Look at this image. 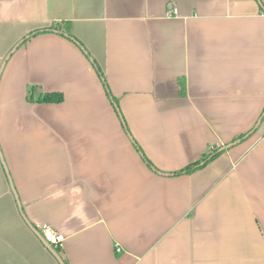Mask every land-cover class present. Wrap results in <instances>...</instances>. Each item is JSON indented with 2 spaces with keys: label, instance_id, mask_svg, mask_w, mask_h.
Wrapping results in <instances>:
<instances>
[{
  "label": "crops",
  "instance_id": "obj_1",
  "mask_svg": "<svg viewBox=\"0 0 264 264\" xmlns=\"http://www.w3.org/2000/svg\"><path fill=\"white\" fill-rule=\"evenodd\" d=\"M263 113L264 0H0V264H264Z\"/></svg>",
  "mask_w": 264,
  "mask_h": 264
},
{
  "label": "trees",
  "instance_id": "obj_2",
  "mask_svg": "<svg viewBox=\"0 0 264 264\" xmlns=\"http://www.w3.org/2000/svg\"><path fill=\"white\" fill-rule=\"evenodd\" d=\"M59 27H56L52 30H40V31H35V32H32L30 35L26 36L20 43L22 45H24L25 43L28 42V40H30L32 37L34 36H37L39 34H42V33H47V32H50V31H54V32H59ZM71 39L75 40L74 38H72L71 36H69ZM19 43V44H20ZM181 86H182V92L185 93L186 91V84L184 81H182L181 83ZM28 101L31 102V103H48V104H57V103H62L64 101V96L63 94L61 93H42V92H38V88L37 87H30L29 89V92H28ZM112 103L114 104L115 108H116V111L118 113L119 112V109H118V102L114 99H112ZM125 128V126H124ZM126 129V128H125ZM243 139V138H241ZM222 153H219L217 154V152L214 153L215 156H212L210 158H207L206 161H204L205 163H208L207 160L209 159H214L215 157H217L218 155H220ZM204 163H196L194 166H190L188 168H186L185 170H182L181 172H178L176 173V175H182V174H189L191 173L192 171L196 170V169H199V168H202L203 166H200ZM206 165V164H205Z\"/></svg>",
  "mask_w": 264,
  "mask_h": 264
},
{
  "label": "built area",
  "instance_id": "obj_3",
  "mask_svg": "<svg viewBox=\"0 0 264 264\" xmlns=\"http://www.w3.org/2000/svg\"><path fill=\"white\" fill-rule=\"evenodd\" d=\"M169 12H170V15L172 16L178 15V10L174 7H172V9ZM39 230L41 231V235L46 240L49 247H53L55 249H59L62 247V244L65 241V236L63 234L56 231L54 228H52L48 224H44L43 226L39 228ZM117 251L119 252L120 249H118Z\"/></svg>",
  "mask_w": 264,
  "mask_h": 264
},
{
  "label": "water",
  "instance_id": "obj_4",
  "mask_svg": "<svg viewBox=\"0 0 264 264\" xmlns=\"http://www.w3.org/2000/svg\"><path fill=\"white\" fill-rule=\"evenodd\" d=\"M67 37H69V36H67ZM20 45H21V43L20 44H18V45H16L15 46V48L12 50V52L8 55V57H7V59H9V57L20 47ZM84 50V49H83ZM85 51V50H84ZM86 52V51H85ZM263 119H264V113H263V115H262V117L260 118V120L258 121V123H257V125L255 126V128H254V130L255 129H257L258 127H259V125H261V123H262V121H263ZM122 120V119H121ZM123 122V121H122ZM253 130V131H254ZM250 133H252V132H250ZM250 134H248L247 136H245V137H248ZM245 137L243 138V139H245ZM243 139H240V140H236L235 142H233V143H231V144H228L227 146H225V147H222L220 150H219V153H222V152H224L225 150H227V149H230V148H232V147H234V146H236V145H238ZM14 192H15V190H14ZM15 196H16V198H17V200H18V196H17V194H16V192H15ZM18 204H19V200H18ZM25 218V217H24ZM26 219V218H25ZM26 221L28 222V220L26 219ZM29 225L33 228V230L35 231V233L39 236V238L44 242V244L51 250V252L60 260V262L62 263V264H64L63 263V261H62V259L60 258V256H59V254L57 253V250L55 249V248H53V247H49V245H48V243L46 242V240L43 238V236L39 233V231L36 229V228H34L30 223H29Z\"/></svg>",
  "mask_w": 264,
  "mask_h": 264
}]
</instances>
